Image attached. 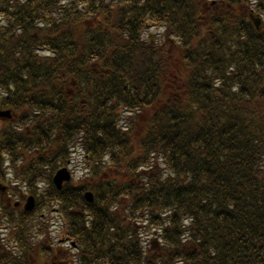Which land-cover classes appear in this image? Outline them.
Masks as SVG:
<instances>
[{"label": "trees", "instance_id": "1", "mask_svg": "<svg viewBox=\"0 0 264 264\" xmlns=\"http://www.w3.org/2000/svg\"><path fill=\"white\" fill-rule=\"evenodd\" d=\"M212 3L0 0V170L33 161V190L81 147L90 176L53 188L76 264H264V0ZM1 208L0 264H64Z\"/></svg>", "mask_w": 264, "mask_h": 264}, {"label": "rangeland", "instance_id": "2", "mask_svg": "<svg viewBox=\"0 0 264 264\" xmlns=\"http://www.w3.org/2000/svg\"><path fill=\"white\" fill-rule=\"evenodd\" d=\"M150 30H151L150 33L154 34L156 39L158 37H160L161 34L163 33V31H161L159 29H155V28L150 29ZM72 169L74 171L75 177L80 178L82 176V164H81L80 158L77 155H75V157H74V164H72Z\"/></svg>", "mask_w": 264, "mask_h": 264}, {"label": "water", "instance_id": "3", "mask_svg": "<svg viewBox=\"0 0 264 264\" xmlns=\"http://www.w3.org/2000/svg\"><path fill=\"white\" fill-rule=\"evenodd\" d=\"M260 22L257 21V25L259 26ZM1 117H9V112H6V113H1ZM66 171H64L65 173ZM65 179L68 180V177L66 176H63V172H60L59 176L57 177V181L61 182V181H64ZM70 179V177H69Z\"/></svg>", "mask_w": 264, "mask_h": 264}]
</instances>
